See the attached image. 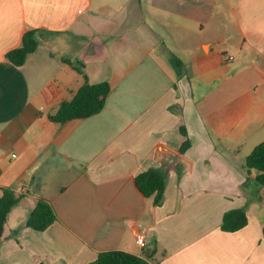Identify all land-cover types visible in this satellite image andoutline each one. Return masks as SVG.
Instances as JSON below:
<instances>
[{
	"label": "crops",
	"instance_id": "0c3cea01",
	"mask_svg": "<svg viewBox=\"0 0 264 264\" xmlns=\"http://www.w3.org/2000/svg\"><path fill=\"white\" fill-rule=\"evenodd\" d=\"M28 31L40 44L17 67L7 54ZM86 83L109 84L104 109L50 120ZM262 142L264 0H0V190L21 196L0 264H90L108 251L264 264L262 187L245 165ZM150 168L165 172L159 206L137 183ZM40 199L59 218L43 232L27 226ZM235 209L248 224L225 232Z\"/></svg>",
	"mask_w": 264,
	"mask_h": 264
},
{
	"label": "trees",
	"instance_id": "16d2710c",
	"mask_svg": "<svg viewBox=\"0 0 264 264\" xmlns=\"http://www.w3.org/2000/svg\"><path fill=\"white\" fill-rule=\"evenodd\" d=\"M40 42L38 31H28L23 36L20 47L7 54L8 60L17 67L25 64L28 56L34 53ZM111 91L108 83L97 85L84 84L75 97L63 102L56 113L49 116L56 123H65L71 120L87 119L99 114L105 107L107 97ZM184 141L180 147L186 153L191 147L185 127L181 128ZM245 165L248 177L253 172L261 186H264V142L260 143L252 153L246 157ZM137 183L145 197H153L154 204L161 205L166 187L165 172L158 168H150L137 176ZM0 244L3 240L7 217L11 210L20 202L21 196L9 189L0 190ZM59 220L52 204L40 199L35 209L27 219V226L35 231L43 232ZM248 224L245 210L235 209L224 214L221 229L225 232H236ZM90 264H149L141 256L125 251H108L98 255Z\"/></svg>",
	"mask_w": 264,
	"mask_h": 264
},
{
	"label": "water",
	"instance_id": "95a60500",
	"mask_svg": "<svg viewBox=\"0 0 264 264\" xmlns=\"http://www.w3.org/2000/svg\"><path fill=\"white\" fill-rule=\"evenodd\" d=\"M251 183H256L259 184L258 180L256 179V177L251 179ZM260 185V184H259ZM261 186V185H260ZM262 189L259 191V193L257 194V196L259 198H261L264 201V186H261ZM148 257V256H147Z\"/></svg>",
	"mask_w": 264,
	"mask_h": 264
},
{
	"label": "built area",
	"instance_id": "2783aa9c",
	"mask_svg": "<svg viewBox=\"0 0 264 264\" xmlns=\"http://www.w3.org/2000/svg\"><path fill=\"white\" fill-rule=\"evenodd\" d=\"M138 244L143 246L145 242V236L144 235H139L137 238Z\"/></svg>",
	"mask_w": 264,
	"mask_h": 264
}]
</instances>
